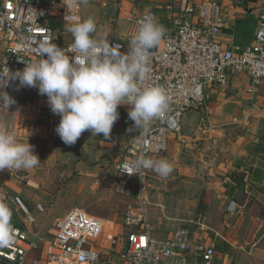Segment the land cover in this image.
Returning <instances> with one entry per match:
<instances>
[{
	"label": "crops",
	"instance_id": "obj_1",
	"mask_svg": "<svg viewBox=\"0 0 264 264\" xmlns=\"http://www.w3.org/2000/svg\"><path fill=\"white\" fill-rule=\"evenodd\" d=\"M217 1L225 24L216 39L225 48H231L230 42L235 49L251 45L264 10V0ZM186 5L185 0H88L87 5L66 10L75 15L74 22H66L64 9L57 8L45 24L55 39L66 44L73 42L66 25L92 17L97 24L93 35L113 42L125 39L136 21L147 12L154 11L160 23L167 25L170 19L183 13ZM250 84V77L242 73L234 75L228 88L209 86L206 106L202 111H189L182 125L187 144L174 139L169 150L157 158H166L173 167L174 172L167 177L160 176L166 180L162 188L171 191L172 197H195L197 191L191 187V182L195 185L201 178L216 186L204 192L207 207L203 214L197 215L199 219L187 213L160 209V204L148 205L153 235L157 239H164L182 227L193 230L191 225L196 221L198 227L193 230L199 234L196 238L215 247L212 264H264V84L254 94L247 92ZM40 108L41 114L34 119L30 131L18 139L34 146L41 163L32 169L0 170V201L7 203L12 211L11 223L21 225L31 239L41 235L51 239L53 229L32 231L37 218L49 219L55 227L78 206L77 176L91 181V192L87 190V196L103 186L105 180L100 174L109 171L116 157L107 153V146H117L124 138H132L136 127L124 119L126 107L121 106L119 120L112 130L113 136L123 137L121 141L103 139L96 149L95 160L71 158L61 151L52 115ZM0 122L10 130L9 114L0 111ZM240 131L245 136H237ZM160 185L156 184V188ZM101 219L107 223V229L108 223H113ZM194 252L192 246L191 264H204Z\"/></svg>",
	"mask_w": 264,
	"mask_h": 264
},
{
	"label": "built area",
	"instance_id": "obj_2",
	"mask_svg": "<svg viewBox=\"0 0 264 264\" xmlns=\"http://www.w3.org/2000/svg\"><path fill=\"white\" fill-rule=\"evenodd\" d=\"M185 1L183 13L170 19L167 25L160 23L154 11L146 13L164 27L165 35L160 45L151 50V77L144 86H163L170 102L166 114L153 119L147 132L136 128L117 163L115 190L119 195L133 196L126 205L122 223L113 222L112 230H108L103 219L79 206L56 223L51 239L43 235L31 239L21 225L12 223L16 229L14 239L0 247V264H99L106 249L103 239L111 248L123 243L120 250L123 264H191L192 246L195 256L204 264H212L215 247L197 239L199 234L188 227L176 229L164 239L154 237L144 195V181L154 171L146 169L141 175L126 170L125 166L140 154L153 159L161 157L174 139L187 144L182 135L183 117L193 109L206 106L209 86L228 88L234 75L245 73L251 80L247 92L256 93L264 84V10L251 45L235 49L230 42L231 48H225L216 39L225 24L219 2ZM57 8L64 9L66 22L76 20L75 15L66 12L69 6L63 0H0V73L6 68L13 73L22 71L27 62L42 58L40 45L45 39L60 48L72 43H60L45 24ZM138 21L125 39L110 42L113 46L120 45L122 54L129 51ZM0 91L7 92L16 101L9 109L0 106V111L11 117L10 131L17 137L25 136L41 114L39 102L46 96L40 95L38 88L19 86L18 80H10ZM125 107L124 119L135 125L128 118L131 106Z\"/></svg>",
	"mask_w": 264,
	"mask_h": 264
},
{
	"label": "clouds",
	"instance_id": "obj_3",
	"mask_svg": "<svg viewBox=\"0 0 264 264\" xmlns=\"http://www.w3.org/2000/svg\"><path fill=\"white\" fill-rule=\"evenodd\" d=\"M63 3L75 8L87 5L88 0ZM66 31L73 37L67 48L45 39L40 45L42 58L27 62L22 71L13 73L6 68L0 73V87L18 80L19 86L38 88L39 94L47 97L51 112L60 117L55 131L66 145H74L86 131L91 136L103 134L105 140L110 139L121 106H131L128 118L142 133L148 131L153 119L166 114L170 102L167 90L161 85L144 86L151 77V50L160 45L165 35L164 27L151 14L138 21L129 51L124 54L120 45L113 46L93 35L97 24L92 17L66 25ZM14 103L7 92L0 91V106L9 109ZM40 163L34 146L29 141L21 142L0 122V170L32 169ZM125 167L141 175L143 170L151 169L162 177L173 171L166 158L153 159L144 154ZM11 218L10 207L0 201V247L14 239L16 229Z\"/></svg>",
	"mask_w": 264,
	"mask_h": 264
},
{
	"label": "rangeland",
	"instance_id": "obj_4",
	"mask_svg": "<svg viewBox=\"0 0 264 264\" xmlns=\"http://www.w3.org/2000/svg\"><path fill=\"white\" fill-rule=\"evenodd\" d=\"M39 104L42 107L43 112L52 115L53 123L57 127V125L60 122V117L51 112L50 107L47 103V97L44 100H42V102H40ZM193 110L202 111L203 109H193ZM188 115L189 112L185 114L182 125L185 124V120L188 117ZM241 134L242 133L240 131L237 134V136H240ZM241 136H245V135H241ZM122 138L123 137L119 138V136H113V132H111V137L108 140L113 141L115 139L116 141L120 142ZM103 139H104L103 134H100L99 136H91V133L89 131H86L82 134V136L77 140V142L74 145H66L61 139L59 140V142L61 143L60 145L62 147L61 151L63 153H66L68 157L71 158L78 157V158L95 160L96 149L99 143ZM125 139L126 138H124L123 141L120 142V145L118 143L117 146H107L106 148L108 154H114L116 157L112 159L113 162H111L109 165L110 167H108L109 171L106 170L100 174V176L103 175V180H105L103 186L96 188L95 190L92 191L91 194H89V196H87L88 194L87 190L90 191L92 187V186L90 187L91 181L82 179L80 178V176H77L78 177L77 185L79 189L78 191L79 201L77 205L87 210L91 215L104 218L106 220L115 222L117 224H120L122 222L126 205L133 200V196L125 197L119 195L116 192L115 187L113 185V181L116 179V175H117V169L115 165L119 162L118 159L121 158L124 148L130 142L131 137H129L127 140ZM165 181H166L165 178L162 180L160 175H158L155 171L151 173L144 181V195L147 197L148 205L153 206L155 204H160L158 205L160 209L165 208L168 212L179 211L182 213H187L193 216V218L196 217L197 215L203 214L206 210L205 208L207 207L206 196L204 192L207 189L214 190L216 187V186L215 187L212 186L211 182L203 181V179L201 178L199 180L200 182L196 183L195 185L193 182H191V187L195 188V190L197 191L195 197H191V198L172 197L170 193L171 191L167 190L166 192V189L162 188L166 184ZM158 183H160L161 185L160 187L156 188V184ZM66 184L69 185V183ZM133 186H134L133 189L137 190V188H135L136 185ZM37 219H38V223L37 225L35 223L34 225L35 227L32 228V231L45 232L47 231V229H49L48 231H51L52 229L54 230V224L51 223L49 219L46 220L42 216H40ZM197 219H199V216H197ZM112 227H113L112 223H108V229L112 230ZM197 227L198 226L196 225V221H195L191 225V228H193V230H196ZM50 236L51 235L47 234V237ZM102 241L106 249L102 253V258L99 264H121L122 262L120 261V250L122 248L123 243L120 242L117 245H114L112 247V250H110L109 244L106 245L104 239Z\"/></svg>",
	"mask_w": 264,
	"mask_h": 264
}]
</instances>
